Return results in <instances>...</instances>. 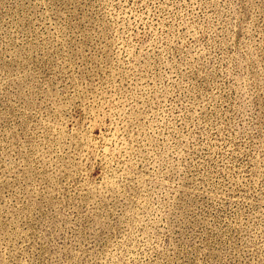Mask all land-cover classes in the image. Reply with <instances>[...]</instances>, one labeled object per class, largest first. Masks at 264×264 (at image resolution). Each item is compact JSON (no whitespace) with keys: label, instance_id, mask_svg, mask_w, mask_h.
I'll return each mask as SVG.
<instances>
[{"label":"rangeland","instance_id":"1","mask_svg":"<svg viewBox=\"0 0 264 264\" xmlns=\"http://www.w3.org/2000/svg\"><path fill=\"white\" fill-rule=\"evenodd\" d=\"M0 264H264V0H0Z\"/></svg>","mask_w":264,"mask_h":264}]
</instances>
